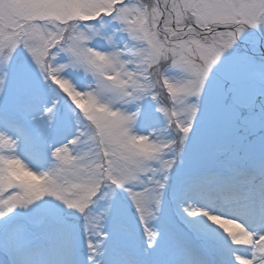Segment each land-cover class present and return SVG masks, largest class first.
I'll return each instance as SVG.
<instances>
[{
  "label": "snow or ice",
  "instance_id": "obj_1",
  "mask_svg": "<svg viewBox=\"0 0 264 264\" xmlns=\"http://www.w3.org/2000/svg\"><path fill=\"white\" fill-rule=\"evenodd\" d=\"M0 264H264V0H0Z\"/></svg>",
  "mask_w": 264,
  "mask_h": 264
},
{
  "label": "rangeland",
  "instance_id": "obj_2",
  "mask_svg": "<svg viewBox=\"0 0 264 264\" xmlns=\"http://www.w3.org/2000/svg\"><path fill=\"white\" fill-rule=\"evenodd\" d=\"M256 35H258V34H256Z\"/></svg>",
  "mask_w": 264,
  "mask_h": 264
}]
</instances>
